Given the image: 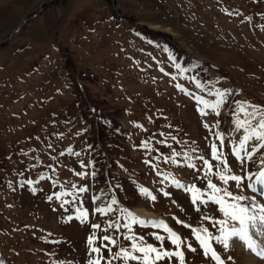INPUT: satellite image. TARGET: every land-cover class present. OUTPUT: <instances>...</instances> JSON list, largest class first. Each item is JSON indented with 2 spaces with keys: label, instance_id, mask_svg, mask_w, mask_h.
<instances>
[{
  "label": "rangeland",
  "instance_id": "374dc122",
  "mask_svg": "<svg viewBox=\"0 0 264 264\" xmlns=\"http://www.w3.org/2000/svg\"><path fill=\"white\" fill-rule=\"evenodd\" d=\"M217 89L231 90L219 116L195 99L214 101ZM236 101L264 115V0H0V264H87L93 232L95 247L109 244L99 237L110 235L117 241L113 254L131 250L126 229L118 234L107 228L109 221L123 224L128 213L163 220L178 238L172 245L163 226L142 228L129 220L128 235L141 246L161 248L150 235L156 232L165 237L162 250L183 252V264H219L213 251L222 264H245L247 248L240 252L237 238L228 248L215 240L241 227L231 218L240 205L249 212L264 206L248 188L264 171V148L251 158L257 141L240 149L245 130H237ZM259 121L260 115L251 127ZM201 155L212 165L208 179L222 191L208 190L207 180L196 178L201 173L188 167L202 169V161L189 159ZM82 171L88 175H78ZM234 175L242 177L239 187L220 179ZM27 180L33 184L21 187ZM190 185L196 187L185 191ZM84 186L86 222L68 221L75 207L61 204ZM30 187L38 189L35 195ZM58 192L69 194L57 199ZM113 196V211L95 212ZM219 198L224 211L214 202ZM102 253L109 257L107 248ZM164 264L181 261L173 257Z\"/></svg>",
  "mask_w": 264,
  "mask_h": 264
},
{
  "label": "snow or ice",
  "instance_id": "6c2138e0",
  "mask_svg": "<svg viewBox=\"0 0 264 264\" xmlns=\"http://www.w3.org/2000/svg\"><path fill=\"white\" fill-rule=\"evenodd\" d=\"M177 67H179L177 65ZM163 71V69H161ZM191 80L196 81V77H190ZM177 87H180V85H177ZM196 87H200L199 82L196 83ZM231 90L230 89H224L220 90L217 89L213 95L217 97L214 101L209 102L208 100H205L202 96H196L195 99L198 100L199 102L203 103L206 107H209L213 109L216 113L217 116L221 115L219 108L221 104H224L227 101L228 95L230 94ZM191 94V93H189ZM237 105V108L235 110V115L237 117V130L240 128H244L245 130V135L242 137L240 140V149L246 150V145H248L251 141L255 140L258 143L252 147L251 152L248 153L249 158L252 157V154L258 151V149L264 148V115H261L257 107L255 105H249L247 102H241V101H236L235 102ZM200 111V109H198ZM202 115H207L206 112H201ZM241 114L243 115V119H241ZM258 115H260V121L257 127L253 128L251 127V122L254 120ZM205 128H208L209 126L207 124L204 125ZM163 135V133L161 134ZM173 140H175V136L172 137ZM221 144H223L224 138L221 137ZM91 147V146H90ZM211 150H212V158L217 160V167H219V157L217 155V146L215 143L211 145ZM195 151V150H194ZM233 151H237V149H233ZM69 154H73L75 156H79V152H72V149H68ZM61 156H64L65 153L61 152ZM178 155L175 151H173V156L172 160L173 162L175 161V156ZM186 157L188 156L187 153L184 154ZM157 160L160 159L159 156L156 157ZM164 159L167 161L169 158L164 157ZM189 159H194V160H199L203 162V168H197L196 163H189L188 167L196 172H200L201 175H198L196 178L199 180H207V189L211 190L213 192H220L222 191L221 189L217 188L215 184L212 183L208 177L212 175V165L209 163L207 159L203 155L197 156V157H189ZM238 159H242L241 157H238ZM90 164L92 162H89ZM145 164H151L152 168L155 169L157 166L155 164H152L151 161L145 160ZM262 164H264V160L261 161ZM80 167L82 169L86 168V165L81 161ZM80 176H86L88 175L87 171H82L78 173ZM93 176H96L97 173L94 170L92 172ZM260 176L264 178V171L260 172ZM40 179H45L43 176L40 177ZM48 179H51V177H48ZM221 180H223L225 183L228 182V179H231L236 182L237 187H239L240 182L242 180V177L239 175H234L229 178H225L224 176L220 177ZM176 188H182L184 187L179 181H173L172 182ZM261 183H264V179L261 180ZM33 184L32 181L27 180L24 181L21 184V187H24L25 185L31 186ZM53 186H55V182H53ZM196 186L195 185H190L188 188L185 189V191H192ZM30 191H32V194H36L38 189L35 188H29ZM198 190V189H197ZM142 193H144L146 196L150 197L152 200H155L156 197L151 195V193H148L147 189H141L140 190ZM226 193L227 197H232L233 194L232 192L228 191L227 189L223 190ZM253 191H255V188L253 187ZM88 192V187H80L78 188L77 196H74L71 201L65 200L61 204V207H63V204H68L71 203L75 207V216H67L65 219L70 221L72 219H77L81 223L86 222V217H87V208L84 207V194ZM69 193H55V196L57 199H59L62 195H68ZM169 193L164 192V195L167 196ZM264 194V190H262V193ZM103 193L97 194L92 196V202L95 203L97 200H101L103 197ZM48 200L53 199V195H48L46 197ZM235 200H244L246 197L244 196H235L233 197ZM77 199H79V205H77ZM196 197L193 196L192 203H196ZM116 198L113 196L108 204L106 206H101L95 208V212L101 213V214H107V212L113 211L112 205L116 204ZM215 203L221 204L220 211H224L223 208V198L215 199ZM201 203L207 204L208 201H201ZM233 209L237 208V205H232L231 206ZM252 208H257V205L253 202L251 205ZM55 211V209H53ZM199 211V209H196ZM67 211V209H65ZM226 216L230 215L228 212H224ZM231 218L233 220L239 219V222L241 224V227L239 229H233L230 234L225 237H215L216 243L223 245L224 248L229 247V240H232L233 237L237 238L238 241L244 242V244L247 246L248 249L252 250L255 252L258 256L264 257V241H261V243L258 245L256 240L253 239V234L251 233V229H257L258 233L260 235H264V206L260 207L257 212H249V209L247 206L240 205L238 207V214L234 211L231 213ZM129 220L133 224H139L140 227H153V228H159L160 226H163L165 230L170 233L168 236V239L171 241L172 245H177V239L176 233L168 227L163 220H146L137 217L136 215L132 213H128L127 216L124 217V223L121 224L119 221L112 222L109 221L107 228L108 229H115L116 232L119 234L120 229H126L127 231L123 234L125 240L131 241V250L127 248H120V250L116 253L113 254L112 252V247L111 245H115L117 241L110 235H104L102 237H99L101 241H108L109 244H103L101 243L100 247H95V240L97 239L95 232H93L92 235L88 236L87 239V245L89 246L87 251H88V256L89 259L87 261V264H101L103 261L104 264H114V261L120 260L122 264H129V261L136 262V264H164L165 261L170 262L173 257H178L180 258L181 264H183V259H184V254L182 251H167V250H162V245L165 240V237L162 235L157 234L156 232L150 233V235L153 236V238L157 241L160 242L161 248H158L154 246L152 243H147L146 245H139L137 241L136 236H129L128 232L131 231V228L129 226ZM219 223H223V221H220ZM93 229H98L100 228V225L98 224H93L91 226ZM203 231H207V229H204ZM145 238L140 237V240L143 241ZM199 239V237H197ZM58 243V242H57ZM201 245L204 247V255H207V249L208 245L205 241L201 240L200 241ZM237 241H233V244L235 245ZM107 248L109 252V257L106 259L103 256L102 249ZM189 250L193 253L197 251L196 248L189 246ZM212 258L215 259L219 264H222L221 257L217 255L216 251L212 252ZM229 260L232 259L231 256L228 257Z\"/></svg>",
  "mask_w": 264,
  "mask_h": 264
},
{
  "label": "bare ground",
  "instance_id": "6f19581e",
  "mask_svg": "<svg viewBox=\"0 0 264 264\" xmlns=\"http://www.w3.org/2000/svg\"><path fill=\"white\" fill-rule=\"evenodd\" d=\"M21 26V24L18 26V28ZM264 178H259L257 181H255L253 184H251V188L253 190V187L255 188V191H253L254 193H256L259 197L264 199V194L262 193V190H264V183H261V180ZM142 213L149 214L150 212L145 211L144 209L141 210ZM259 234V233H258ZM256 233V235L253 236V239L256 240L257 244L259 245L261 243V241H264V235H258ZM237 241V249L241 252L243 248H246L247 246L244 244V242L242 241ZM244 263L245 264H264V257L262 256H258L255 252H253L252 250L248 249L246 250V254H244Z\"/></svg>",
  "mask_w": 264,
  "mask_h": 264
}]
</instances>
